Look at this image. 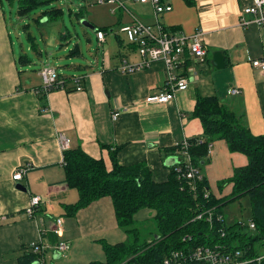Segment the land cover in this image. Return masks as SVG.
I'll return each mask as SVG.
<instances>
[{"label":"crops","instance_id":"crops-1","mask_svg":"<svg viewBox=\"0 0 264 264\" xmlns=\"http://www.w3.org/2000/svg\"><path fill=\"white\" fill-rule=\"evenodd\" d=\"M124 1L132 14L121 8L114 14L110 11L112 19L104 24L110 26L106 38L98 40L102 59L79 76L83 90L77 91L78 86L69 81L66 89L50 91L42 98L40 72L41 82L33 83L21 71L30 60L17 55L7 10L0 0V264H21L24 248L32 243L49 247L42 257L48 264L52 253L51 264H56L60 259H73L97 240L118 244L125 236L109 197L74 215L67 213L65 207L78 202L79 192L65 182L62 136L67 149L82 148L91 157L104 159L109 169V153L117 149L121 165L145 163L153 179L162 183L170 174L165 164L175 159L167 151L203 135L202 123L194 116L198 95L218 96L230 109L245 115L254 135L264 134V72L252 66V61L264 59V27L241 23L243 18L252 20L241 13L251 0H195L194 7L183 0H169L173 10L159 17L148 3ZM135 19L149 25L160 23L187 36L202 33L207 57L202 63L192 59L185 67L189 88L168 104L145 102L149 95L163 91L169 73L162 61L142 72L120 70L123 60L131 64L141 60L137 48L120 32ZM233 89L241 93L230 94ZM115 111L120 113L117 121L112 119ZM212 145L204 174L211 192L222 198L231 194L232 185L218 195L219 183L232 178L234 170L246 166L248 159L231 153L223 140ZM29 165L23 179L15 181L13 175ZM33 197H39L41 204L29 216L26 210ZM60 219L62 236L55 232ZM59 243L69 249L57 253L54 248ZM101 253L105 256L103 248ZM94 259L85 257L81 264Z\"/></svg>","mask_w":264,"mask_h":264},{"label":"trees","instance_id":"trees-1","mask_svg":"<svg viewBox=\"0 0 264 264\" xmlns=\"http://www.w3.org/2000/svg\"><path fill=\"white\" fill-rule=\"evenodd\" d=\"M55 1L18 0V15L28 17L37 7L49 6ZM90 1L96 4L94 0ZM167 1L161 0L162 3ZM183 1L189 7L196 5L195 0ZM63 13L62 9L52 6L36 21L45 18L49 23L55 22ZM96 30L106 32L109 28ZM28 38L31 42L34 39L31 35ZM22 59L28 60L27 56H21ZM62 78L67 87L74 77L69 80L64 76ZM38 92L41 93L40 89ZM46 94L42 92L39 96L44 98ZM194 116L202 123L203 135L187 139V147L181 141L167 151L174 154L175 159L165 164L170 174L168 180L162 183L153 179L145 163L121 165L117 149L109 153L110 169L104 159H95L82 148L63 151L65 182L79 192L78 202L65 207L67 213L74 215L109 197L113 201L118 226L128 236L127 242L118 244L100 240L106 260L89 264H160L173 251L192 250L200 246L240 250L244 259L254 261L251 264H264V261L257 262L264 253V134L254 135L247 126L245 115L230 109L218 96L198 95ZM219 140L226 142L231 153L243 154L248 159L246 166L234 170L232 178L219 183L220 189L226 184L232 185L230 198L215 196L204 174V167L209 163V145ZM190 162L203 175L202 180H196L195 189L182 177ZM244 197L250 199V220L255 223L254 229L249 226L250 220L247 224L240 221L227 225L224 216L223 221L215 219L213 223L197 219L210 210L216 215H223V207ZM146 209L155 211L153 223L156 237L139 244L140 231L136 227L135 216ZM245 228L250 232H243ZM24 249L21 264H33L37 256L31 253V249Z\"/></svg>","mask_w":264,"mask_h":264},{"label":"built area","instance_id":"built-area-1","mask_svg":"<svg viewBox=\"0 0 264 264\" xmlns=\"http://www.w3.org/2000/svg\"><path fill=\"white\" fill-rule=\"evenodd\" d=\"M96 3H107L109 5L117 6L121 9L126 10L131 13L125 7L120 0H94ZM142 4H150L157 15V17L169 13L173 10V6L168 3H162L161 0H137ZM116 9H113L114 14ZM243 16H250L252 20H247L243 18L241 23L244 26H248L250 23H254L260 27H264V0H251L250 5L244 7L241 11ZM132 14V13H131ZM136 20V19H135ZM120 32L126 36L127 41L130 45L137 48L139 57L141 58L139 63L131 64L127 60H123L121 71L126 74L142 72L149 68L152 64L162 61L169 73L167 76L163 91L157 94L149 95L145 102L150 105H161L168 104L172 102L177 93L180 91H185L189 88L190 79L189 74L186 73L185 67L191 64V60L204 62L207 57V49L205 44L201 41L202 33L198 32L194 35H184L179 31L165 29L163 25L157 23L155 25L144 24L135 21L132 25L123 26ZM97 38L103 42L106 38V33L104 31L96 30ZM252 66L254 68L260 69L264 72V59H256L252 61ZM177 71L178 73H174ZM184 73V74H180ZM40 76L42 78V86L40 92L49 93L52 89H66V81L58 74L55 69L50 67H44L40 71ZM82 77H74L72 82L77 85V91H82L81 84ZM241 92L238 89H233L230 94L236 95ZM120 113L114 112L112 115L113 121L119 119ZM184 146L187 147V139L183 141ZM61 144L63 149H67V142L65 138L61 137ZM212 144L209 145V150L212 148ZM31 168V166H26L25 168L18 170L14 175L13 179L15 181H21L26 174V172ZM182 177L186 179L190 185L195 189L196 180H202L203 175L201 171L191 164L188 165L187 171L182 174ZM208 193L206 194V197ZM41 204L39 197H33L30 206L26 210V214L32 216L35 209ZM197 219L207 220L213 223L215 219L217 221H223V215H216L213 210L204 212L200 214ZM57 229L55 232L62 236L61 227H63L62 220L57 221ZM249 226L251 229L255 228V223L250 220ZM31 252L37 256L36 261L33 264H46L43 259L44 252L49 249V247L43 245L42 242L32 243L29 247ZM57 253H64L69 249V246L65 243H59L54 248ZM189 250V251H187ZM181 251H173L168 257H166L160 264H251L254 261L250 259H244L243 254L240 250H233L228 247L227 250L219 246L216 247H197L194 249H187ZM187 251V252H184ZM56 253V254H57ZM60 256V255H59ZM264 261V253H262L257 262ZM122 264H128L124 262Z\"/></svg>","mask_w":264,"mask_h":264},{"label":"rangeland","instance_id":"rangeland-1","mask_svg":"<svg viewBox=\"0 0 264 264\" xmlns=\"http://www.w3.org/2000/svg\"><path fill=\"white\" fill-rule=\"evenodd\" d=\"M3 1L7 10V18L17 55L27 56L30 60L29 64L21 67V71L25 73L26 78L31 77L33 83L38 82V79H40L38 76L39 72L44 67L55 69L62 76L77 75L79 77L86 70H90L93 65H96L97 60L102 59L104 51L98 44L95 30L86 24L95 29L106 28L107 26H104V24H107L112 19L110 18L112 17L110 11L118 8L107 3L92 4L90 0H56L52 5L37 7L28 17H19L18 0ZM120 1L125 4L124 0ZM52 6L62 9L64 11L63 16L55 22L49 23L45 18H41L37 22L36 19ZM123 11L128 14L126 10L123 9ZM107 28H110V26ZM29 35L34 38L32 42L29 41ZM229 186L231 184H226L223 189H220L218 186V195H224L225 190ZM222 211L227 225L240 221L247 224L251 218L250 199L244 197L235 202H229L222 208ZM154 215V210L146 209L141 210L135 216L136 227L140 231L139 244L151 241L156 237L153 223ZM243 232L250 231L248 228H245ZM120 233H123L125 236H122L119 241L127 242V234L123 230H120ZM90 245V247L87 246L85 249L79 250L73 259H60L55 261V263L81 264L85 260V257L90 258L92 256L97 258L94 260L98 262H105L106 258L101 253L102 244L100 240H97L94 246ZM96 251L98 253L100 251L102 257H97ZM52 255V253L48 254V264H51V261H53L49 257H52Z\"/></svg>","mask_w":264,"mask_h":264},{"label":"water","instance_id":"water-1","mask_svg":"<svg viewBox=\"0 0 264 264\" xmlns=\"http://www.w3.org/2000/svg\"><path fill=\"white\" fill-rule=\"evenodd\" d=\"M88 27H90V28H92V29H94V30H96L95 28H93V27H91L90 25H88V24H86Z\"/></svg>","mask_w":264,"mask_h":264}]
</instances>
